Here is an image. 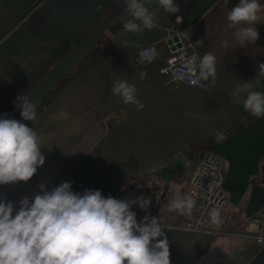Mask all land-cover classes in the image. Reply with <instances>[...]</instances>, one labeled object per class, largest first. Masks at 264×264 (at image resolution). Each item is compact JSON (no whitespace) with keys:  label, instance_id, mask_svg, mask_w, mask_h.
Instances as JSON below:
<instances>
[{"label":"crops","instance_id":"crops-1","mask_svg":"<svg viewBox=\"0 0 264 264\" xmlns=\"http://www.w3.org/2000/svg\"><path fill=\"white\" fill-rule=\"evenodd\" d=\"M144 2L157 17V27L123 35L124 0H0V115L20 120L18 95L24 93L36 105L104 37L108 39L97 59L64 85L35 122H25L40 137L45 162L29 181L0 185V200L15 202L18 210L19 201L25 196L31 200L39 185L51 190L62 182H71L76 193L101 190L110 195L130 178L251 116L242 103H235L233 92L245 82L264 92V77L258 86L255 81L264 63V11L255 26L259 39L240 47L234 29L225 31L228 12L238 0H175L180 6L175 15L157 7L155 0ZM174 34L184 44L191 42L201 57L206 52L215 55V86L207 87L211 78L203 81L207 90L167 82L160 68L172 51L166 40ZM225 40L228 47L223 46ZM147 44L157 51L150 60L140 55ZM117 80L136 86L142 109L113 94ZM207 151L223 166L229 215L221 232L209 235L175 227L182 214L170 212L168 202L187 196L184 183L197 164L187 178L177 177L191 165L188 159L169 179H177L176 188L168 190L160 175L143 180L151 182L158 204L144 209L137 221L145 215L160 219L170 264H264V245L241 236L250 220L245 207L251 187L264 186V118L253 117L195 156Z\"/></svg>","mask_w":264,"mask_h":264},{"label":"clouds","instance_id":"clouds-1","mask_svg":"<svg viewBox=\"0 0 264 264\" xmlns=\"http://www.w3.org/2000/svg\"><path fill=\"white\" fill-rule=\"evenodd\" d=\"M156 6L172 15L180 11L175 0H155ZM227 4V0H225ZM127 18L123 35L138 34L157 27V17L144 0H124ZM264 11L260 0H238L227 15V29L240 47L259 39L258 14ZM179 17H177V20ZM228 47V41L222 42ZM201 44V42H198ZM199 81L215 86L217 58L211 52L202 57L194 52L187 60ZM255 81L264 77V63L259 64ZM201 87L205 85L201 84ZM205 87V90H207ZM112 92L124 104L142 109L134 84L117 80ZM241 93H245L244 96ZM236 104L255 118H264V92L253 90L250 83L237 87ZM16 107L23 121L35 122L36 106L24 94L16 97ZM42 141L33 127L20 120L0 115V185L29 181L45 162ZM30 200L27 196L15 202L0 200V264H170L169 241L160 219L145 215L138 222L133 205L147 209L150 201L105 197L101 190H72L71 182L46 190L44 184ZM195 201L190 196L173 198L168 210L190 215ZM215 216V213L213 214Z\"/></svg>","mask_w":264,"mask_h":264},{"label":"built area","instance_id":"built-area-1","mask_svg":"<svg viewBox=\"0 0 264 264\" xmlns=\"http://www.w3.org/2000/svg\"><path fill=\"white\" fill-rule=\"evenodd\" d=\"M198 51L191 42L181 43V46L171 51L160 68L168 83H184L199 88L203 81L196 79L187 60ZM157 51L153 44H147L140 49V55L150 60ZM187 196L195 201L190 215H182L180 225L175 226L185 231L201 232L216 235L229 215V202L223 188V166L212 152H205L198 162L187 182L184 183ZM215 213V216L213 215ZM174 228V226H168ZM229 235H233L232 233ZM241 236L251 237L258 246L264 245V205L244 226Z\"/></svg>","mask_w":264,"mask_h":264},{"label":"trees","instance_id":"trees-1","mask_svg":"<svg viewBox=\"0 0 264 264\" xmlns=\"http://www.w3.org/2000/svg\"><path fill=\"white\" fill-rule=\"evenodd\" d=\"M108 39L107 37H104L100 43L92 50L88 55H86L72 70L66 72L58 84L49 90L37 103H36V113L39 115L47 106V104L53 99V97L64 87L65 84L68 83V81L89 67L102 53V51L105 49L107 45ZM253 116H250L248 118H245L243 121L231 125L228 129L217 132L213 134L210 138L207 140L194 143L187 148L182 150V153L186 156L188 160H192L197 152L201 149H210L217 141L227 139L232 133H234L237 129L244 126L247 122H250L252 120ZM20 121L25 123L26 121H23L22 118H20ZM149 178H145V173H140L132 178H130L128 181L124 182L120 185L118 190L110 195H104L105 197L112 196L114 198H121L122 195H126L127 190L137 184L141 180H147ZM129 186H128V185ZM127 185V186H126ZM249 219V218H248Z\"/></svg>","mask_w":264,"mask_h":264},{"label":"water","instance_id":"water-1","mask_svg":"<svg viewBox=\"0 0 264 264\" xmlns=\"http://www.w3.org/2000/svg\"><path fill=\"white\" fill-rule=\"evenodd\" d=\"M166 43L168 44L170 50L181 46L180 37L177 34L170 36ZM187 163V158L182 152H178L177 155L168 163L157 166L150 172L145 174V177H151L154 175H160L163 178L164 185L168 184L171 175L178 170H180ZM262 183L264 184V167L262 174ZM264 205V186L261 184H253L251 187V193L249 200L245 207V215L247 218L254 216L259 209Z\"/></svg>","mask_w":264,"mask_h":264},{"label":"rangeland","instance_id":"rangeland-1","mask_svg":"<svg viewBox=\"0 0 264 264\" xmlns=\"http://www.w3.org/2000/svg\"><path fill=\"white\" fill-rule=\"evenodd\" d=\"M204 156V152H200L197 156H195L192 161H191V165H189V167L187 166L186 168H183L181 169V171L178 173V177L177 179H185L188 177V175L191 173V167L194 165V164H198V162L201 160V158ZM156 176V175H154ZM154 176H151L152 178ZM177 179H171L170 181H168V190L170 188H176L178 185L176 184L177 183ZM140 182L142 183V185L140 186ZM128 185V184H127ZM126 185V186H127ZM140 187H139V186ZM129 186V185H128ZM151 182H144L143 183V180L139 181L137 184H135L134 186L130 187L127 192H126V195H122L121 198L119 199H125V200H134L138 197H143L145 199H148L150 201L149 203V206L147 208L150 209V208H153L156 204H158V198L151 193ZM146 195V196H145ZM144 209H141L139 207L138 204L136 205H133L132 207V211H134L136 213L137 216H141V213L143 212Z\"/></svg>","mask_w":264,"mask_h":264}]
</instances>
